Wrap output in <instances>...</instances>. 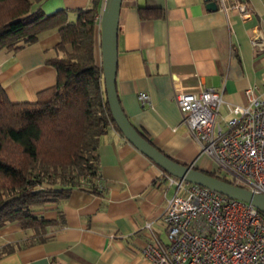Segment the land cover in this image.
<instances>
[{
	"label": "crops",
	"instance_id": "1",
	"mask_svg": "<svg viewBox=\"0 0 264 264\" xmlns=\"http://www.w3.org/2000/svg\"><path fill=\"white\" fill-rule=\"evenodd\" d=\"M236 1L249 6V15L225 12L216 0L121 3L115 75L120 106L156 148L205 171L213 163L200 153L182 122L173 91L194 89L198 82L222 91L218 117L224 119L232 105L245 103L247 88L253 87L264 100V0ZM90 4L42 0L32 10L50 14L65 9L73 22L76 10ZM139 7L147 9L145 18ZM99 32L97 20L95 42ZM59 42L58 29L52 28L18 50H0V84L11 102H36L42 91L55 85L56 71L47 61L61 55ZM94 56L101 65L95 49ZM139 92L149 95L145 105L137 99ZM97 170L101 194L73 187L67 198L34 208V214L56 221L46 228L43 241L22 246L33 231L16 221L5 223L0 228V264H149L142 250L155 239L166 241L161 215L174 186L113 126L99 138ZM8 245L14 249L2 252Z\"/></svg>",
	"mask_w": 264,
	"mask_h": 264
},
{
	"label": "trees",
	"instance_id": "2",
	"mask_svg": "<svg viewBox=\"0 0 264 264\" xmlns=\"http://www.w3.org/2000/svg\"><path fill=\"white\" fill-rule=\"evenodd\" d=\"M40 1L0 0V50H18L52 28L60 35L56 49L61 55L47 61L56 71V83L36 102H11L0 84V228L16 221L22 229H31L33 235L22 246L43 241L46 228L56 224L34 214V208L67 198L81 179H88L92 192H103L96 186L99 138L109 126L118 130L106 100L102 68L94 56L100 0L77 9L73 22L65 9L50 14L32 10ZM138 11L146 17V8ZM207 173L215 176L214 170ZM56 179L65 182L63 187H42L45 180ZM13 249L8 245L2 252Z\"/></svg>",
	"mask_w": 264,
	"mask_h": 264
},
{
	"label": "built area",
	"instance_id": "3",
	"mask_svg": "<svg viewBox=\"0 0 264 264\" xmlns=\"http://www.w3.org/2000/svg\"><path fill=\"white\" fill-rule=\"evenodd\" d=\"M216 3L225 12L247 16L251 11L236 0ZM100 13L95 21L99 22ZM244 96L245 103L232 105L224 119L218 117L222 91L200 82L194 89L173 91L181 120L200 153L211 159L215 176L264 194V100L253 87L245 89ZM137 99L145 105L149 95L139 92ZM163 177L175 192L161 215L166 241L155 239L142 250L149 264H264L263 213L199 184L164 172Z\"/></svg>",
	"mask_w": 264,
	"mask_h": 264
},
{
	"label": "water",
	"instance_id": "4",
	"mask_svg": "<svg viewBox=\"0 0 264 264\" xmlns=\"http://www.w3.org/2000/svg\"><path fill=\"white\" fill-rule=\"evenodd\" d=\"M121 3L122 0H103L99 20L102 78L106 100L118 130L128 142L166 174L207 187L228 198L249 203L264 214V194H255L246 188L210 175L205 170L195 168L193 165H186L170 159L143 138L130 123L120 106L115 87L117 30ZM211 4L213 8H216L215 2Z\"/></svg>",
	"mask_w": 264,
	"mask_h": 264
},
{
	"label": "rangeland",
	"instance_id": "5",
	"mask_svg": "<svg viewBox=\"0 0 264 264\" xmlns=\"http://www.w3.org/2000/svg\"><path fill=\"white\" fill-rule=\"evenodd\" d=\"M94 49L96 50V53H97V56L99 57V61L101 59V49H100V32H99V35L96 36V42H95V45H94ZM96 62H98V60H96ZM99 64V63H98ZM101 64V63H100ZM209 171H210V168L213 169V164H210L209 165ZM88 179H84L79 182L80 185L78 186H75V187H83V188H87V189H90V184L89 182H87ZM65 182H63V180L61 179H56V181L54 183H49L48 181L45 180V182L42 184V187L44 188H60V187H63L62 185L64 184Z\"/></svg>",
	"mask_w": 264,
	"mask_h": 264
}]
</instances>
